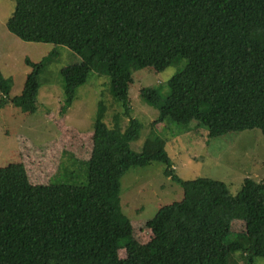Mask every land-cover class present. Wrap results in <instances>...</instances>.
<instances>
[{"label": "trees", "instance_id": "obj_1", "mask_svg": "<svg viewBox=\"0 0 264 264\" xmlns=\"http://www.w3.org/2000/svg\"><path fill=\"white\" fill-rule=\"evenodd\" d=\"M16 1L6 23L10 33L25 42L67 47L81 58L60 72L63 108L101 66L129 120L124 129L122 115L115 114L110 128L99 106L90 158L61 164L64 173L84 168V184L32 185L20 164L0 167V264H254L255 258L264 259V180L246 178L232 195L222 181L176 176L167 142L153 132L141 152L129 148L142 127L129 111L133 73H161L181 59L184 69L167 83L176 96L166 112L172 122H197L209 139L249 130L264 136V0ZM50 56L37 64L27 60L32 71L14 98L0 72L1 104L11 101L35 113L40 75ZM141 93L160 104L157 90ZM153 162L164 165L183 197L160 209L161 219L151 222L152 238L143 243L122 212L121 179L131 168ZM240 225L242 233L236 230Z\"/></svg>", "mask_w": 264, "mask_h": 264}, {"label": "rangeland", "instance_id": "obj_2", "mask_svg": "<svg viewBox=\"0 0 264 264\" xmlns=\"http://www.w3.org/2000/svg\"><path fill=\"white\" fill-rule=\"evenodd\" d=\"M16 4V0H0V72L8 81L9 97L23 92L27 75L32 71L27 60L37 64L52 56L40 75L35 113L23 112L11 101L3 105L0 101V167L20 164L32 185L84 184V168L77 174L64 173L61 164L69 166L73 158H90L93 123L99 106L105 109V123L110 128L115 123V114L122 115L124 129L129 118L123 114V105L114 96L111 79L101 66L92 71L87 83L77 90L73 104L63 108L66 103L60 72L64 67L80 63L81 58L67 47L25 42L10 33L6 23L16 11ZM185 65L186 60L181 59L161 73L150 69L133 73L129 111L131 118L142 127L139 138L131 142L129 148L141 152L147 136L153 132L167 142L165 147L176 176L182 180L222 181L231 194L236 195L246 178L256 182L264 180V136L260 130H249L209 139L207 130L197 122L188 126L172 122L166 112L176 96L167 83ZM144 88L157 90L160 104L145 100L141 93ZM1 97L0 92V100ZM164 168L163 164L153 162L146 167L131 168L121 179L122 212L143 243L151 240V222L161 219L160 209L183 197L181 186L165 176ZM236 224L240 222H235L233 227ZM236 230L242 233L243 227L236 226ZM235 235L232 236L235 238ZM118 254L120 258L126 256L124 249ZM254 264H264V259L255 258Z\"/></svg>", "mask_w": 264, "mask_h": 264}]
</instances>
